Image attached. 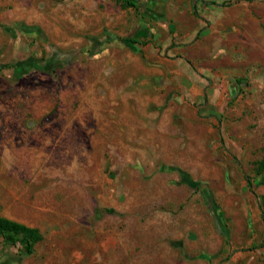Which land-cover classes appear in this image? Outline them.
<instances>
[{
	"label": "rangeland",
	"instance_id": "1",
	"mask_svg": "<svg viewBox=\"0 0 264 264\" xmlns=\"http://www.w3.org/2000/svg\"><path fill=\"white\" fill-rule=\"evenodd\" d=\"M150 1L0 0V216L43 235L0 264H264V0L223 1L235 63L192 91Z\"/></svg>",
	"mask_w": 264,
	"mask_h": 264
},
{
	"label": "crops",
	"instance_id": "2",
	"mask_svg": "<svg viewBox=\"0 0 264 264\" xmlns=\"http://www.w3.org/2000/svg\"><path fill=\"white\" fill-rule=\"evenodd\" d=\"M224 0H151L149 2V18L162 24L164 35L154 30L152 39L165 42L164 53L166 62L176 66V74L187 82V89L192 91V86L203 87V79L198 74L200 68H194L191 63L207 62L212 69H220V64L234 65L237 45L240 38L239 32L234 29L239 18L240 10L223 5ZM234 29V30H233ZM150 34V32H148ZM205 68V67H201ZM190 97L194 93L188 92ZM3 126V124H2ZM79 127H69L68 156L50 153L46 162L48 172L55 176L63 166H70L72 170L79 168L82 152L79 147L81 139ZM4 138L10 136L11 131L5 130ZM14 133V132H12ZM36 150H42L37 147ZM48 150V149H47ZM46 150L45 153H48ZM84 151V149H83ZM44 152V151H43ZM6 161L13 158L6 151ZM85 160L88 158L83 152ZM39 165V162H37ZM21 168L29 173L34 172L36 162L23 160ZM79 172L74 174L75 182L79 179Z\"/></svg>",
	"mask_w": 264,
	"mask_h": 264
},
{
	"label": "trees",
	"instance_id": "3",
	"mask_svg": "<svg viewBox=\"0 0 264 264\" xmlns=\"http://www.w3.org/2000/svg\"><path fill=\"white\" fill-rule=\"evenodd\" d=\"M129 5L134 6L132 3ZM132 41L133 43L140 44L138 40ZM257 171L260 174H264V160L259 163ZM0 237L5 246L14 247L19 252L27 255H34L36 246L43 239V235L38 229L1 216Z\"/></svg>",
	"mask_w": 264,
	"mask_h": 264
}]
</instances>
